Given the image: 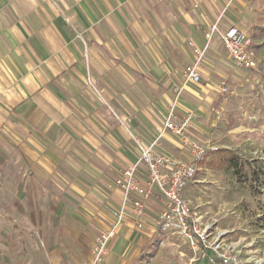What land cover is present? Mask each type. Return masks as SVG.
<instances>
[{
  "label": "crops",
  "instance_id": "0c3cea01",
  "mask_svg": "<svg viewBox=\"0 0 264 264\" xmlns=\"http://www.w3.org/2000/svg\"><path fill=\"white\" fill-rule=\"evenodd\" d=\"M252 3L0 0V264L90 260L122 207V190L111 186L139 146L160 137L161 152L191 159L163 133L175 100L177 121L195 115L190 137L218 145L232 97L245 95L222 88L252 85L259 74L238 69L217 36L200 83L185 85L195 59L189 43L204 48L217 21L222 32L247 33L259 22ZM160 207L150 202L138 236L127 213L109 246L116 264L132 240L151 238Z\"/></svg>",
  "mask_w": 264,
  "mask_h": 264
},
{
  "label": "rangeland",
  "instance_id": "374dc122",
  "mask_svg": "<svg viewBox=\"0 0 264 264\" xmlns=\"http://www.w3.org/2000/svg\"><path fill=\"white\" fill-rule=\"evenodd\" d=\"M248 1H253L247 6L248 10L252 8L250 12L259 18L256 27L247 31L258 63L253 71L259 76L252 85H243L239 90L232 88L229 92V88L226 91L222 88L227 96L243 92L245 95L232 97L231 107L225 113V132L221 129L216 132L219 149L202 162V169L186 189L185 198L190 201L197 219L210 228L212 240L220 238L224 244L235 247L251 245L245 253L256 252L261 260L264 258V213L263 195L259 192H264V186L258 182L254 171L264 162V0ZM226 151L237 156L242 176L237 177L234 169L225 167L219 160ZM152 226L154 234L146 242L140 245L134 240L130 242L121 264H208L207 257L206 260L202 257V248L195 251L177 229L159 233L156 223ZM145 229L134 225V234L138 236ZM116 246L114 240L113 247ZM206 253L211 255L209 250ZM110 255L108 253L105 264H116L119 255L114 252Z\"/></svg>",
  "mask_w": 264,
  "mask_h": 264
},
{
  "label": "built area",
  "instance_id": "2783aa9c",
  "mask_svg": "<svg viewBox=\"0 0 264 264\" xmlns=\"http://www.w3.org/2000/svg\"><path fill=\"white\" fill-rule=\"evenodd\" d=\"M217 36L238 69L257 68L252 41L247 33L238 27L222 32L217 21L209 25L205 32L207 44L204 48L198 47L193 41L189 43L195 59L183 71L185 85L200 83V66ZM223 90L226 91L227 88L223 87ZM177 102L175 100L169 109L163 133L170 132L175 135L191 159L179 160L161 152L160 137L147 146H139V157L121 172L111 186L123 192L121 210L115 215L111 227L101 231L95 238L91 259L84 264H105L110 243L128 212L131 211L137 220V228L143 230L151 201L161 206L155 220L158 232L177 229L195 251L199 252L202 248V257L205 260L207 257L208 264H264V258L258 260L256 252L245 253L244 250L251 245L235 247L233 244H224L220 238L212 240L210 228L203 226L197 219L190 201L185 198L186 189L196 180L202 162L219 148L212 140L200 143L190 137V131L194 129L195 115L188 113L183 120L177 121ZM208 250L211 253L209 256L206 253Z\"/></svg>",
  "mask_w": 264,
  "mask_h": 264
},
{
  "label": "trees",
  "instance_id": "16d2710c",
  "mask_svg": "<svg viewBox=\"0 0 264 264\" xmlns=\"http://www.w3.org/2000/svg\"><path fill=\"white\" fill-rule=\"evenodd\" d=\"M220 22V21H219ZM249 70V69H245ZM219 160L225 167L229 169H234V173L237 175V177L242 176L243 172L240 170V165L238 166V158L237 156H234L231 152H222V154L219 157ZM254 176L258 180V182L262 183L264 186V162L259 165V169L254 171ZM259 194L263 195V200H262V210L264 213V192H259ZM264 221V217H263Z\"/></svg>",
  "mask_w": 264,
  "mask_h": 264
}]
</instances>
